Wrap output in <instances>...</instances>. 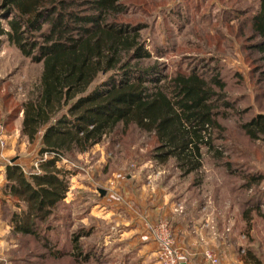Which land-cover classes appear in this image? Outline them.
Returning a JSON list of instances; mask_svg holds the SVG:
<instances>
[{
	"label": "rangeland",
	"instance_id": "1",
	"mask_svg": "<svg viewBox=\"0 0 264 264\" xmlns=\"http://www.w3.org/2000/svg\"><path fill=\"white\" fill-rule=\"evenodd\" d=\"M90 1L82 0L74 11L94 15ZM259 1L121 0V11L106 23L138 28L141 46L150 53L140 62L156 66L155 79L194 69L205 77L217 74L225 84L227 104L218 107L221 114L216 117L222 138L214 140L222 156L215 158L203 147L200 167L183 174L173 158L165 163L154 158L153 134L118 123L85 151L74 148L60 155L56 166L63 170L68 189L50 214L34 222L30 234L16 231L10 218L26 210V201L4 188L7 166L17 165L28 176L40 172L39 161L50 157L40 152L45 128L31 142L21 134L22 103L39 83L42 62L3 41L0 264H144L137 253L147 240L153 242L149 226L158 220L167 221L174 248L184 254L185 263L187 253L200 250L207 264L204 252L212 249L220 264V253L208 243L220 239L236 245L234 250L247 264H264V134L251 139L243 128L255 116H264V55L257 46L262 40L252 29ZM8 19L11 16L1 17V24ZM159 190L167 194L170 216L130 219V211L141 212L140 197L149 205V195L158 201ZM200 207L216 235L203 222L202 239L191 228L190 238L178 241L174 221L184 216L198 226ZM136 223L141 227L134 235L128 229ZM74 238L80 256L72 247ZM153 247L151 262L145 264H161L155 243Z\"/></svg>",
	"mask_w": 264,
	"mask_h": 264
},
{
	"label": "trees",
	"instance_id": "2",
	"mask_svg": "<svg viewBox=\"0 0 264 264\" xmlns=\"http://www.w3.org/2000/svg\"><path fill=\"white\" fill-rule=\"evenodd\" d=\"M81 1L0 0V16H11L5 26L0 22V47L6 40L23 56L42 62L39 83L22 103L21 134L31 142L45 128L40 152L51 157L41 159L40 172L28 176L17 165L6 168L4 190L27 203L10 217L19 232L32 233L34 222L64 197L68 186L56 166L60 155L85 151L118 123L153 134L154 158L160 163L173 158L183 174L200 167L203 147L215 158L222 156L214 143L223 132L217 109L227 104L219 75L205 77L190 69L155 79L156 66L140 62L150 53L141 46L138 28L106 23L121 11V0H91L95 14L89 16L74 11ZM252 29L264 55V0ZM243 128L251 139L260 138L264 116ZM77 240L72 247L80 256Z\"/></svg>",
	"mask_w": 264,
	"mask_h": 264
},
{
	"label": "crops",
	"instance_id": "3",
	"mask_svg": "<svg viewBox=\"0 0 264 264\" xmlns=\"http://www.w3.org/2000/svg\"><path fill=\"white\" fill-rule=\"evenodd\" d=\"M152 186V185H150ZM154 188V187H153ZM153 194H150L148 197V200L151 201L152 199V203H150L149 205L146 204V202L143 200L142 197H140V200H138V202L141 204L142 208H141V212L140 214L133 213V212H129L130 215V219H134V220H139V218L143 215L146 214V216L148 217H162V218H168L170 216V209L169 206H167V194H165L164 191L159 190V198L158 201L156 200V197H153ZM196 208V207H195ZM198 209V208H197ZM201 207L199 208V212L201 213V222H199V225L196 226V224L192 223H187L186 220L188 219L187 217L184 218H177V220L174 221V230H175V234H176V238L178 241L180 242H184L186 241V239L188 240L189 237V230L192 228V232L195 230V232L199 233V238L198 240L202 239V235H201V230L202 229V225L203 222L206 218L205 214L200 210ZM198 211V210H196ZM136 222V221H135ZM190 222H192V219H190ZM141 226L136 224H130V228L128 230H130L131 232H134L135 235V231L137 229H139ZM204 229V228H203ZM207 234V232H206ZM139 236V235H136ZM230 241H227V243L225 241H221L220 239L217 240L216 242H213L212 240L209 239L208 243H211V245H213L212 247L216 248V250L220 253V264H247L243 258H239L238 253L234 250L236 245H232L231 243H229ZM225 243V244H224ZM154 243L152 241H146L142 247V249H139L137 254H140L142 256V261L147 263V262H151L150 259H152L151 257V251L154 250ZM196 248V247H194ZM202 252V251H201ZM200 250L199 251H191L189 253H187V261L186 263L183 264H205L202 254H201ZM148 260V261H147ZM150 260V261H149ZM144 263V264H145ZM155 264V263H154Z\"/></svg>",
	"mask_w": 264,
	"mask_h": 264
},
{
	"label": "built area",
	"instance_id": "4",
	"mask_svg": "<svg viewBox=\"0 0 264 264\" xmlns=\"http://www.w3.org/2000/svg\"><path fill=\"white\" fill-rule=\"evenodd\" d=\"M1 134H4L0 126V148L5 146L4 139ZM211 222V221H210ZM209 219L204 222L205 228H209L215 236V228L210 226ZM229 232V228L226 229ZM149 235L155 243L158 259L161 264H183L185 263V256L180 251L174 248L173 233L165 220H158L156 223L149 226ZM204 259L207 264H219L218 254L212 250L208 249L204 252Z\"/></svg>",
	"mask_w": 264,
	"mask_h": 264
},
{
	"label": "water",
	"instance_id": "5",
	"mask_svg": "<svg viewBox=\"0 0 264 264\" xmlns=\"http://www.w3.org/2000/svg\"><path fill=\"white\" fill-rule=\"evenodd\" d=\"M100 193H101V195H103L105 192H104V190H100Z\"/></svg>",
	"mask_w": 264,
	"mask_h": 264
}]
</instances>
